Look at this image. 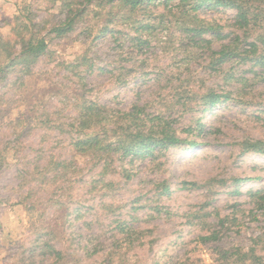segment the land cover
<instances>
[{
    "label": "rangeland",
    "instance_id": "374dc122",
    "mask_svg": "<svg viewBox=\"0 0 264 264\" xmlns=\"http://www.w3.org/2000/svg\"><path fill=\"white\" fill-rule=\"evenodd\" d=\"M67 1L77 24L57 37ZM247 1L259 10L246 34L233 9L209 4L151 0L129 14L97 0H0V39L20 16L26 39L47 45L0 81V264H50L56 251L59 264H264V155L242 149L264 141V0ZM88 105L109 115L110 141L137 108L187 142L80 153ZM210 233L219 240L202 243ZM252 251L257 262L238 261Z\"/></svg>",
    "mask_w": 264,
    "mask_h": 264
},
{
    "label": "trees",
    "instance_id": "16d2710c",
    "mask_svg": "<svg viewBox=\"0 0 264 264\" xmlns=\"http://www.w3.org/2000/svg\"><path fill=\"white\" fill-rule=\"evenodd\" d=\"M90 4L93 0H86ZM99 6L103 9L108 4L115 5L116 9H126L129 14L139 12L141 9L146 8L151 0H97ZM170 1V0H169ZM117 2V3H116ZM181 4L190 3L193 6V11L199 9L207 4L214 7H225L233 9L236 12V24L239 28L244 29L245 33L252 31L255 26V18L258 16V10L255 4L243 3V0H180ZM63 7L69 9L65 18L51 28L50 32L57 37L67 36L72 33L77 24L76 18L71 17L78 11L72 2L67 1L63 3ZM114 7V6H112ZM76 10V11H75ZM21 17H16V24L12 28L14 38L0 39V52L5 55L7 62L0 64V81L8 75L9 71L14 66H27L32 61L45 55L46 41L43 38L37 39L35 33H31L26 39V34L31 32L30 25L20 21ZM140 29V28H139ZM137 29V31L139 30ZM188 32H193L195 36H201L202 31L198 28L189 29ZM134 40H139V37L134 36ZM21 45V49H16L17 45ZM251 46H256L255 42L250 43ZM226 51L223 53L225 54ZM228 55H223L219 62H224ZM208 101L207 104L215 105L219 102L221 95L211 93L205 97ZM96 105H88L85 108V114L80 119L79 134L82 135L75 147L80 153L94 152L98 156H104L110 152H118L123 157L129 155L135 156H152L156 149H168L171 147H182L187 140L180 137L177 129H174L173 124L166 121L162 116L148 115L141 116L143 111L139 109L131 113H124L118 117L113 123L114 130L112 136L117 137L115 141H110V138L103 134L107 127L111 125V120L108 114ZM103 112V113H102ZM123 124H120V123ZM96 129H99L98 131ZM109 130V129H108ZM108 132V131H107ZM106 132V133H107ZM184 132H189L185 130ZM105 133V134H106ZM242 149L246 152H257L264 155V141L263 140H246L242 143ZM260 199L263 201L262 208H264V192L258 193ZM264 236V235H263ZM202 243H214L219 240L216 233H210L207 236L200 238ZM57 254L53 263L59 264L63 259L61 251H56ZM238 261L249 260L257 262V257L250 253L239 254L237 253Z\"/></svg>",
    "mask_w": 264,
    "mask_h": 264
}]
</instances>
